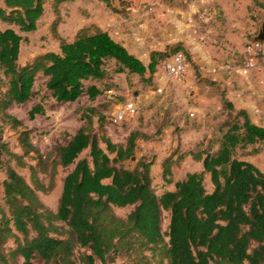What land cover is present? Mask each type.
<instances>
[{
	"label": "trees",
	"instance_id": "trees-1",
	"mask_svg": "<svg viewBox=\"0 0 264 264\" xmlns=\"http://www.w3.org/2000/svg\"><path fill=\"white\" fill-rule=\"evenodd\" d=\"M69 1L55 0L52 29L60 52L40 54L22 65L21 33L37 30L45 0H0V22L8 26L0 28V88L6 87L0 92V115L4 121L21 127L22 123L6 111L32 99L40 76L53 99L64 104L83 96L90 100L100 96V87H87L86 83L106 80L108 63L115 65L116 73L138 75L152 85L158 66L169 57L183 52L189 62L187 51L172 45L151 52L146 65L95 24L79 29L72 41L63 39L58 34L59 7ZM102 1L115 13L125 12L109 0ZM255 5L264 9V3L255 0ZM206 81L210 85L218 83ZM221 98L230 114L236 112L225 93ZM43 113L39 105L30 116L33 119ZM236 113L215 154H191L195 161L202 162L201 172L188 173L184 180L175 182L173 167L186 156L164 159L163 179L168 185L174 184L175 190L161 195L153 187L154 161L142 157L132 169L122 165L137 159L139 140L152 138L133 131L125 144L114 143L101 132L103 127L99 132L93 130L94 117L99 114L94 107L85 110L84 126L66 145L55 146L52 156L44 158L30 143L28 131L21 133L25 153H35L39 165L51 171L47 188L33 166L28 168L35 187L5 166L3 154L8 150L0 141V173L6 172L2 185L7 207L0 204V264H17L18 257L23 259L22 264H114L117 260L122 264H264V171L235 155L238 148L263 144L264 127L255 124L248 111ZM57 166L74 168L64 180L54 212L42 203L37 191L53 190ZM208 174L212 192L205 186ZM129 207L133 209L124 218L114 212L115 208ZM164 212L170 215L166 232L162 228ZM10 240L15 248L6 251Z\"/></svg>",
	"mask_w": 264,
	"mask_h": 264
},
{
	"label": "rangeland",
	"instance_id": "rangeland-1",
	"mask_svg": "<svg viewBox=\"0 0 264 264\" xmlns=\"http://www.w3.org/2000/svg\"><path fill=\"white\" fill-rule=\"evenodd\" d=\"M90 1L91 3L99 2V0H72L60 5L61 23L58 26V34H61V30L66 34L72 22L74 27H79L84 20L90 19L91 12L88 9ZM154 1L120 0L119 4V0H115L114 4L118 9H123V6L135 7L143 4L151 6ZM176 1L177 4L182 5L180 0ZM109 2L111 3V0ZM171 2L175 3L174 0ZM194 4L196 6L192 9L191 18L187 22L193 27L192 31L198 36L197 40L208 46V50L200 48L198 52L191 53V50L187 48V52L190 53L189 73L184 83L186 87L183 93L176 94L169 88L170 91L159 95L157 81L149 85L144 83L138 75L118 74L115 72V65L108 63L109 77L106 80L86 83L87 87L91 85L100 87L102 90L100 96L95 100L83 96L76 102L60 104L53 99L51 92L46 89L45 79L40 76L34 86L32 99L24 105H12L6 111L9 116L22 123L21 127L11 121H4L0 115V141L6 145L8 150V153L3 154L5 166L15 169L32 187H35L32 183L31 170L28 168V166H33L40 183L47 188L51 181V171L39 165V158L35 153H25L20 142L21 133L28 131L30 143L44 158L52 156L55 146L66 145L84 126L83 113L85 110L94 107L99 114L94 117L93 130L99 132L100 127H103L101 132L114 143L125 144L134 130L146 132L152 138L151 140H139L137 159L126 161L122 165L132 169L142 157L154 161L153 187L157 194L161 195L167 189L162 176L164 159L171 155L175 158H178L180 154L186 156L183 162L173 167L175 180L184 177L186 173L201 172L202 162L195 161L191 154L200 151L215 154L219 150L223 134L229 127L228 124L235 121L236 112L245 110L235 107L236 112L230 114L222 102V93H225L229 99H233L237 107L246 105L253 122L264 127V72L258 70L247 77L239 72L244 63L247 45L257 35V23L264 14V9L255 6L252 0H196ZM250 5L252 9H249L248 13L252 14V25L248 20L249 15L247 18L244 15L245 7ZM54 6L55 0H45L44 15L38 23L37 30L31 33H21L24 40L19 62L22 65L31 62L40 54L59 50V40L52 29L56 18ZM108 9L116 14L110 8ZM229 16L236 17V20L239 19L248 27L253 26V31L246 32L240 39L236 36L226 39V34L229 32L227 27ZM7 27L6 24L0 22V28ZM229 29L232 28L229 27ZM211 58L214 60L230 59L231 69L229 71L233 76L231 87H226L222 83H217V85L207 83L206 80L211 81L214 74L210 68ZM253 80L258 82L255 86L251 85ZM242 88L245 90L248 88V93L242 94ZM110 89L115 94H109ZM1 91L5 92L6 87L2 86ZM131 97L137 99L139 111L123 121H116V108L125 104ZM39 105L44 108V113L35 114L32 119L30 113L34 107ZM197 107L207 108L209 112L206 114L199 112L195 110ZM100 116L104 119L99 121ZM256 150L259 152L255 153ZM87 154V152L83 153L80 159L85 158ZM235 155L264 171V143L238 148ZM54 159L53 156L52 160ZM22 163L27 167H22ZM73 168L74 166L69 168L57 166L53 190L37 191L38 197L49 210L57 212L64 180ZM5 179L4 170L0 173V204L7 209L2 185ZM205 186L208 192L212 191L213 185L209 174L205 176ZM132 209L133 207L115 208L114 212L124 218ZM169 222L170 215L164 212L163 232L167 231ZM4 248L6 251L14 249V241L7 242ZM16 263L22 264L23 259L18 257ZM35 263L39 264L38 261ZM114 264H122V261L117 260Z\"/></svg>",
	"mask_w": 264,
	"mask_h": 264
},
{
	"label": "crops",
	"instance_id": "crops-1",
	"mask_svg": "<svg viewBox=\"0 0 264 264\" xmlns=\"http://www.w3.org/2000/svg\"><path fill=\"white\" fill-rule=\"evenodd\" d=\"M180 1L182 5L177 4L176 0H174L175 3L171 2V0H155L151 6L145 4L135 7L123 6L125 12L116 13V14H113L108 9L109 7L105 1L99 0V2H94V3H91L92 1H90V5L88 6V9L91 12L90 19L84 20L79 27H74V23L72 22L66 34H64L63 31L61 30V34L59 35L60 37H62L67 41H72L79 29H81L82 27L88 24H95L99 26L101 29L107 31L115 41L121 43L131 54L135 55L146 65H148L150 62L151 52L164 51L168 46H172V45H180L185 49V51H188L187 50L188 48L191 50V53H194L193 51L198 52L199 50H201L200 48L208 50V46L200 43L197 40L198 36L193 34L194 32L192 31L193 27L191 26V24H188L187 22L191 18L192 9L194 8V6H196V4H194L196 0H180ZM257 1H259L260 3H264V0H257ZM252 2L255 5V0H252ZM111 4L116 7V5L112 0H111ZM119 4H120V0H119ZM249 9H252V5L245 7L246 12L244 15H246L245 18H247V16L249 15L248 20H250L251 22L250 24L252 25L253 18H252V14L248 13ZM232 16H229L227 19L228 21L227 27L229 32L226 34V39H230L234 36L240 39L244 36L246 32H249L251 30L253 31V26L248 27L247 24L242 23L241 21H239V19L236 20L235 19L236 17L232 18ZM263 17L264 14H262L261 19L258 20L257 23L258 31H259V25L261 24ZM229 27L232 29L230 30ZM53 52L56 53L60 52V42H59V50ZM187 53L190 54L189 52ZM210 61H211L210 68L214 71L211 81L222 83L226 87H231L233 76L231 75L232 73L229 71L231 69L230 59L225 58L223 60L222 59L214 60L211 58ZM156 81L158 82L157 87H161L165 84V74L162 64L158 66V71L154 75L153 82L155 83ZM184 83H182L183 85L168 84L165 87L166 88L165 92L171 90L176 94L183 93L186 87L184 86ZM257 83H258L257 81L253 80L251 82V85L255 86ZM247 89L245 90L244 88H242V94L244 95L247 94L248 93ZM229 100L233 102V104L237 109H245V110L248 109L246 105H241L237 107L233 99L230 98ZM195 110H198L199 112H203L205 114L209 112L207 108L204 109L197 107ZM134 131H138V130H134ZM139 132H142L147 135L146 132H143L141 130H139ZM187 174L188 173H186L184 177L180 179H176V180L174 179L175 182L184 180ZM173 178H174V171H173ZM166 185H167V189L165 191L175 190L174 184H170V185L166 184Z\"/></svg>",
	"mask_w": 264,
	"mask_h": 264
},
{
	"label": "built area",
	"instance_id": "built-area-1",
	"mask_svg": "<svg viewBox=\"0 0 264 264\" xmlns=\"http://www.w3.org/2000/svg\"><path fill=\"white\" fill-rule=\"evenodd\" d=\"M165 84L157 88V93L162 95L168 84H182L186 81L189 73V63L183 52H179L163 63ZM261 70L264 72V42L252 40L245 50V59L240 73L243 76H249L251 73ZM113 95V90L108 92ZM139 104L135 97H131L128 101L119 106L115 112V120L123 121L127 117L135 115L139 111Z\"/></svg>",
	"mask_w": 264,
	"mask_h": 264
},
{
	"label": "water",
	"instance_id": "water-1",
	"mask_svg": "<svg viewBox=\"0 0 264 264\" xmlns=\"http://www.w3.org/2000/svg\"><path fill=\"white\" fill-rule=\"evenodd\" d=\"M113 2L115 0H112ZM255 41H260V42H264V17L263 20L261 22V24L259 25V31L257 36L254 38ZM136 158L134 157L133 160H135Z\"/></svg>",
	"mask_w": 264,
	"mask_h": 264
}]
</instances>
